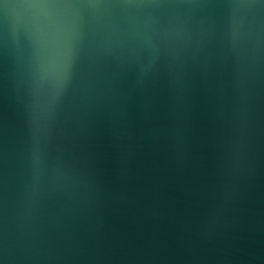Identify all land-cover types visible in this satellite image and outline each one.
Listing matches in <instances>:
<instances>
[{
    "label": "water",
    "instance_id": "1",
    "mask_svg": "<svg viewBox=\"0 0 264 264\" xmlns=\"http://www.w3.org/2000/svg\"><path fill=\"white\" fill-rule=\"evenodd\" d=\"M0 264H264V0H0Z\"/></svg>",
    "mask_w": 264,
    "mask_h": 264
}]
</instances>
